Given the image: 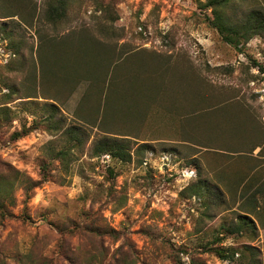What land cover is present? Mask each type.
<instances>
[{
  "label": "rangeland",
  "instance_id": "1",
  "mask_svg": "<svg viewBox=\"0 0 264 264\" xmlns=\"http://www.w3.org/2000/svg\"><path fill=\"white\" fill-rule=\"evenodd\" d=\"M18 1L0 0V264H264V70L254 66H264V34L242 50L226 43L209 0H73L58 27L45 24V0L33 25L10 16ZM227 5L234 19L264 12V0ZM108 25L117 40L101 33ZM82 28L114 61L140 53L166 81L163 59L184 116L116 107L103 124L87 72L68 97L60 74L41 82L50 38ZM191 66L205 77L196 99ZM105 137L130 144L131 160L97 154ZM240 215L255 228H236Z\"/></svg>",
  "mask_w": 264,
  "mask_h": 264
},
{
  "label": "trees",
  "instance_id": "2",
  "mask_svg": "<svg viewBox=\"0 0 264 264\" xmlns=\"http://www.w3.org/2000/svg\"><path fill=\"white\" fill-rule=\"evenodd\" d=\"M230 1L209 0L205 3V6L207 9H211L209 17L211 24L217 29L223 40L236 49L242 50V45L244 46L254 36L264 34V12L253 10L241 19H234L228 16L226 12L227 4ZM45 4L46 8L43 15L45 24H52L54 27L63 26L64 21L67 20L68 11L73 5V0H45ZM9 7L10 16H18L20 20L27 24L33 25V18L35 16L38 17L39 14V6L36 0H28V3L20 0V2L10 3ZM112 19L115 18L112 16ZM112 26L108 25L101 30V33L106 35L108 41H114L119 38V35L115 34ZM89 33L88 30L82 28L80 37L74 36L75 31L67 30V33L58 35V38H50V42L53 43L54 47H50L49 53L41 58V82L45 77L54 76L53 78L56 79V75L60 74L64 83L60 86L59 93L62 92V94L68 97L72 93L75 81L78 78L80 79V77L87 76L88 73L91 80H94V84L97 86V92L102 93V102L99 99L96 107H98L97 112L100 113L102 111L100 116L103 124H105V118L117 113L116 107H134L129 112V115L135 114L137 117L138 115H147L149 107H170L169 111H172L173 107L181 117L184 116L180 114L182 109L179 107H188L186 105L187 99L184 102L182 99H177L175 94L166 93V75H168L169 67L164 64L163 59L158 63V72L162 76H165L166 81L156 77L155 72L157 69L149 61H142L134 57L140 53L125 58L121 57L117 61H114L115 55L113 50L106 45V48H104V42ZM90 42L91 45L89 46L88 43ZM131 61L132 63H130ZM254 66H257L259 70H264V66L260 63L254 62ZM191 69H193V66L190 68L191 75L187 80V83L190 84H187V87L193 88L195 91L197 85L204 82L201 79H205V77L196 71L193 72ZM110 74L111 78L114 75V79L115 75L119 76L117 81L121 83L122 87L125 83L129 84V87H126V90H124L117 81L113 82V86L111 87V83L109 84L108 82ZM67 88H71V90L66 91L65 89ZM195 93L199 97H195L194 99L200 98L199 91L197 90ZM194 99L190 98L191 102ZM194 104L197 107L198 102L196 101ZM51 106L56 107L55 105ZM186 114L185 116L188 117ZM202 119L203 115L201 113L191 117V120L197 123H200ZM233 132H235L234 127ZM124 135L131 134L126 133ZM18 136H23V133H20ZM144 144L146 143H142L138 148L146 151L148 147H145ZM130 148V144L125 143L123 140L105 137L96 144L95 152L97 154H110L116 159L129 161L132 158ZM59 155L65 157L67 149H61ZM208 192L212 194L211 190ZM248 225L255 228V223L249 216L240 215V221L236 228L240 229L242 226ZM221 255L228 257V255Z\"/></svg>",
  "mask_w": 264,
  "mask_h": 264
}]
</instances>
